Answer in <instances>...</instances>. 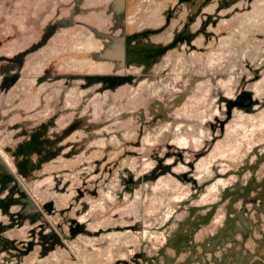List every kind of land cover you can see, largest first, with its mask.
I'll return each mask as SVG.
<instances>
[{
	"label": "rangeland",
	"instance_id": "374dc122",
	"mask_svg": "<svg viewBox=\"0 0 264 264\" xmlns=\"http://www.w3.org/2000/svg\"><path fill=\"white\" fill-rule=\"evenodd\" d=\"M21 3L0 0V13ZM249 3L197 11L193 44L112 88L56 75L72 54L36 58L53 40L20 49L18 28L0 24V264H264V3ZM172 6L173 24L196 11L194 0H127L124 19L158 26ZM244 90L254 106L228 115ZM26 116L56 117L43 132L61 147L29 177L15 150L40 125Z\"/></svg>",
	"mask_w": 264,
	"mask_h": 264
},
{
	"label": "crops",
	"instance_id": "0c3cea01",
	"mask_svg": "<svg viewBox=\"0 0 264 264\" xmlns=\"http://www.w3.org/2000/svg\"><path fill=\"white\" fill-rule=\"evenodd\" d=\"M114 1L115 0H21V5L15 9L8 10V12L3 9L2 13H0V24H9V28H18L20 31L18 42L20 45V49L22 46H27L31 42L35 40H40L43 37L44 29L49 27L50 25H57V32L50 38L49 41L53 40L50 48L43 50L40 55L36 54V58L42 57V59L50 58L52 61L54 59L63 60L64 55L72 54L73 55V65L70 64L69 60H71V56L67 57L65 65L61 63L56 64V72L55 74L60 77L67 76H75L77 74H110L116 69V58L112 55L104 56V50L96 53L95 51L104 47L102 41L96 38V36H90L92 31H89V27H93L98 31L107 30V28L113 27V19L108 17L109 13L115 11L114 9ZM250 5H253L254 0H249ZM264 3V0H259V4ZM66 4V5H65ZM202 0H194L195 10L200 13H214L218 6L219 0H213L210 4L203 9ZM30 5V7H29ZM65 5V6H64ZM109 6V8H108ZM236 6V3L233 2L230 5L225 6L223 10H234L233 7ZM200 7V9H199ZM127 8V0L124 2V11ZM198 8V9H197ZM232 8V9H231ZM109 9V10H108ZM111 10V11H110ZM205 10V11H204ZM3 14V15H2ZM188 11L186 10L185 16L187 17ZM198 15V16H199ZM197 16V18H198ZM183 18V17H181ZM184 19L183 21H185ZM72 22L68 26L61 25L60 22ZM202 20H200L201 22ZM128 22V21H127ZM126 22V23H127ZM245 24V23H244ZM199 25V24H198ZM175 26V24H174ZM72 28V30H70ZM143 28H130L127 25V32L133 33L138 32ZM27 29H31V33H28ZM122 28L119 29L117 33H114L115 36H120ZM73 32L75 33L74 39L71 40L69 34ZM59 34V35H58ZM58 35V36H57ZM163 36H167L166 34ZM56 37V40L54 39ZM95 38V39H94ZM152 42H159L161 39L156 37L151 38ZM110 41V40H109ZM108 41V42H109ZM148 40H145L147 42ZM135 41L127 42L126 45V57H125V67H122L118 72L119 74H123V71H128L130 68H134V65L139 64L141 61H136L138 59L137 51L134 47ZM48 44H46L47 46ZM24 47V48H25ZM43 48V47H42ZM40 48V49H42ZM45 48V46H44ZM105 48V47H104ZM20 49H16L17 52ZM16 52V51H14ZM36 53V52H35ZM95 53V54H94ZM103 55V56H102ZM139 62V63H138ZM78 66V67H74ZM36 70V69H35ZM76 70V71H75ZM92 70H96L95 72ZM106 70V71H102ZM47 71V69H46ZM43 70L42 72H35L38 76H43L46 72ZM43 83V80H41ZM37 83L38 79H37ZM94 84H101L100 81L93 80ZM40 84V83H39ZM52 108V106H49ZM37 109L35 108V111ZM27 111V110H26ZM36 114H39L36 112ZM41 115V114H40ZM32 118V117H30ZM29 117H24L25 124L27 122H31L32 124L41 125L46 122L45 119H42L41 116L34 117V121H27L30 119ZM57 120L55 124H57ZM27 127V126H26Z\"/></svg>",
	"mask_w": 264,
	"mask_h": 264
},
{
	"label": "flooded vegetation",
	"instance_id": "af4514ba",
	"mask_svg": "<svg viewBox=\"0 0 264 264\" xmlns=\"http://www.w3.org/2000/svg\"><path fill=\"white\" fill-rule=\"evenodd\" d=\"M173 8L174 6L165 8L166 15L163 18L162 23L159 24L158 26H152V25L147 26L144 29L138 32H133V33L127 32V23H126L127 21L124 19V15L126 12L125 10L124 14L122 15L116 14L115 19H113V22H112L113 27L111 28L108 27L107 30H103L101 32L114 34V33H117L119 29L122 28V31L120 34L124 32L125 37H126V45H127V42L129 43L131 41H135L134 47H135V50L137 51V56H138V59L136 61H141V62L140 63L138 62L139 64L137 65L135 64L134 67L135 68L139 67L140 69H144L146 67H150L154 65L155 63H157L162 56H164L169 50H171L172 48V46H170L171 44H173L172 49L182 44H188V43L193 44L194 40L201 34L200 32L201 27L197 28L194 31L190 29L191 24L195 22V19L198 16V12L195 11V13H191L189 15L190 16L189 20L186 19L185 21H180L177 24H175V27L173 28L172 32L170 34H167L166 37L164 36V39H162L163 37L162 34L166 31L168 32L169 29H171V27L174 26L173 22L175 18H173L171 14V12H173ZM57 29H58V24L50 25L49 27L45 29L42 39H46L48 41V39H50L57 32ZM88 30L92 31L94 35L96 36V38L102 41L105 47L95 52L98 53L99 51L106 49L107 44L109 43L108 42L109 39L98 36L90 28H88ZM153 37H156V38L159 37L162 40L159 42H152L151 38ZM145 40H148V41L144 43ZM116 66H117L116 69L110 74H101V75L77 74L75 76H79L80 78L86 80V82L84 83L85 89L89 88L90 85L88 83L92 82L93 80L100 81V83L103 85L104 88L105 87H110V88L117 87L119 85H123L127 83L128 80L124 81V77L129 76V75L119 74L118 71L122 67H120L118 62H116ZM125 66L126 65H124L123 67ZM132 80L133 79H130L129 81H132ZM244 91H248V90H244ZM244 91H242V93H240L235 100H229V101L235 102V104L231 108V114H232V109L236 106H239L246 110H251V108L254 106L253 94L252 93H250V95L245 94ZM228 111H229V108H228ZM55 118L56 117L52 116L50 118V121H46L42 123L40 126L44 125V128H45L49 123H55L56 121ZM80 123H81L80 117H76L75 119L71 121V123L68 126H66L63 129V131L59 133L60 135H56L55 138L61 136L62 138L64 137L63 139H66L76 129H78L77 127L80 125ZM44 136L47 137L46 134Z\"/></svg>",
	"mask_w": 264,
	"mask_h": 264
},
{
	"label": "trees",
	"instance_id": "16d2710c",
	"mask_svg": "<svg viewBox=\"0 0 264 264\" xmlns=\"http://www.w3.org/2000/svg\"><path fill=\"white\" fill-rule=\"evenodd\" d=\"M227 6V5H226ZM202 28L200 29L201 32ZM44 125L30 134L29 139L24 140L18 145L15 150V155L19 157L17 162L18 172L24 177H29L34 170L41 169L42 165L56 157L61 147L53 148L55 142L48 137H45L43 132ZM33 156L37 158L34 159ZM169 168V167H166ZM227 198V197H224ZM218 205V204H216ZM181 229H185L181 227ZM136 261V259H135ZM115 264H140V263H129L128 260H123Z\"/></svg>",
	"mask_w": 264,
	"mask_h": 264
},
{
	"label": "water",
	"instance_id": "95a60500",
	"mask_svg": "<svg viewBox=\"0 0 264 264\" xmlns=\"http://www.w3.org/2000/svg\"><path fill=\"white\" fill-rule=\"evenodd\" d=\"M124 2L125 0L114 1V9L118 15L124 14ZM60 24L68 26L73 23L62 21ZM89 28L92 29L98 36L110 40L109 43L107 44V48L104 50V56L107 57L109 55H112L113 53L112 56L116 58V61L119 63L120 67H123L125 64V57H126V37L124 32L120 36H115L112 33H102L93 27H89ZM244 93L250 95L251 92L244 91ZM234 104H235L234 101L228 102V108H229L228 115L231 114V108Z\"/></svg>",
	"mask_w": 264,
	"mask_h": 264
}]
</instances>
